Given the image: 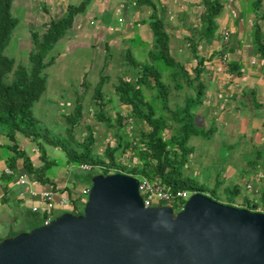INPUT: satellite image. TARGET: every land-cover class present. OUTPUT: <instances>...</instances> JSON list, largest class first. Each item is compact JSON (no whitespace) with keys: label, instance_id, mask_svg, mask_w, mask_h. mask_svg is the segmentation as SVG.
Segmentation results:
<instances>
[{"label":"crops","instance_id":"0c3cea01","mask_svg":"<svg viewBox=\"0 0 264 264\" xmlns=\"http://www.w3.org/2000/svg\"><path fill=\"white\" fill-rule=\"evenodd\" d=\"M72 1H74L73 4L70 0H27L31 11L34 9L41 11V24L51 19L58 20L66 13L68 5H78L82 0ZM150 1L155 5L159 17L163 19L169 38L170 34L174 38L170 51L172 50L175 55L178 51L180 57L184 59L185 70L189 73L187 64L192 72L189 74L193 78V69L197 62L189 52L187 39L191 37L194 29L201 27L200 16L204 10L202 0ZM216 1L222 7L215 19L217 36L209 41L202 40L198 46L199 58L203 59L201 67L204 69L200 78H204L205 83L197 88L196 85L185 84L184 89H175L174 86L171 89L173 92L189 91L192 95H196L197 90L198 92L203 90L202 100L199 103L202 113L197 115L196 120L199 122L196 121V123H199L197 125L201 127H203L201 122L205 123L206 131L215 135L217 141H220L219 147H225L228 150L224 155L229 158L230 166L231 162L237 164L235 165L237 170L228 167L225 176L230 177L234 173H240L236 177L237 184L245 186L241 196H239L240 189L234 186L231 193L237 198L231 206L245 209L252 207L248 210L263 212L264 60L256 52L252 28L256 23L264 31V0L260 1L258 9H254L256 0ZM37 5L40 7H36ZM151 16L152 10L149 6H139L134 0H95L85 13L75 17L72 29L62 38L65 50H72L82 45L94 47L96 62L93 69L99 71L107 60V68L111 70L116 68L121 71V75H128L127 58L139 63H144L148 59L153 42V34L149 27ZM223 29L230 31L227 42L222 37ZM110 46H112L111 49ZM114 48L121 50L120 60L111 64ZM132 54H135V57ZM175 55L171 56L175 57ZM234 67L238 69H233ZM87 77L85 74L83 79ZM82 81L85 82L86 79ZM81 87L83 90L90 89L88 83ZM81 87L75 90L76 93H82ZM94 87L95 85L93 91ZM171 97L169 94V100ZM174 97L177 100L173 104L170 102L171 107L184 105L187 102V100H179L176 93ZM78 98L79 96L72 101L71 99L63 100L66 101L65 107L67 104H72L76 108ZM107 100H110V96L107 99L104 98L103 102ZM83 102L84 107L86 103ZM109 106L112 117L118 112L125 114L127 110L126 106L120 103L115 108L112 107V103L106 104L107 108ZM126 132L128 133V129ZM165 133L168 137L170 131ZM15 144L17 148L13 151L10 149L13 144L0 129V241L44 225L46 211L38 197L39 193L49 191L53 193L55 206L52 209V216L54 219L69 212V208L76 211L83 206L85 189L89 187V183L76 180L75 174L80 171L74 172L73 165L67 162L61 166H58L56 162L51 163L56 160L48 159L47 151L50 154L51 149L58 151L59 148L47 145L46 149L41 150L31 139L21 134H16ZM190 147L189 155L194 154L192 146ZM12 159H14L13 163ZM28 160L33 168L30 172L26 169ZM9 163L14 165V169L9 168ZM48 163L51 164L48 166ZM42 168H45V171L43 178L40 179L37 175ZM7 169L13 171V175L7 174ZM19 174L27 176L26 182L22 185L15 183L16 176ZM214 180L213 187L220 184L217 190L222 189L223 181L218 177ZM30 192H35L37 195L32 196ZM63 199L67 200L72 207L61 205L60 201Z\"/></svg>","mask_w":264,"mask_h":264},{"label":"trees","instance_id":"16d2710c","mask_svg":"<svg viewBox=\"0 0 264 264\" xmlns=\"http://www.w3.org/2000/svg\"><path fill=\"white\" fill-rule=\"evenodd\" d=\"M13 1L0 0V129L13 144L10 149L16 151V134L31 139L41 150L45 144L59 148L65 152L68 164L76 167L91 166L90 171L75 174L76 180L80 182L90 183L96 174L121 173L138 179L158 178L163 186L174 194L181 190L189 194L209 192L204 183L185 173L191 151L188 144L190 137L204 136L203 131L195 124L190 106L193 102H201L203 90L199 92L197 90L195 97L187 101L183 107H171L169 101L171 85L165 78L169 77L172 80L176 77L186 78L184 84L176 82L173 85L175 89H182L185 84L196 85L200 82V74L204 69L201 67L203 59L199 58L198 46L202 40L209 41L217 36L215 19L222 7L216 0H202L204 10L200 16L201 27L194 29L191 37L187 39L189 52L197 62L193 69V78L185 67L171 56L165 24L152 1L134 0L137 5H146L152 10L149 22L153 34L152 48L144 63L127 58L128 75L119 74L117 83L113 85L118 102L126 106L125 114L118 112L113 117L108 115L106 104H109L110 100L103 102L104 88L109 81V77L104 74L108 65L107 60L99 70V79L92 94V102L96 106L94 115L97 121L105 125L113 140V145L106 143L101 153L95 150V135L89 127H86V137L81 138L76 133L83 110L82 98H78L77 106L72 113L64 115L66 128L63 135L55 138L49 137L48 131L36 124L31 110L46 89V69L53 62V59L46 61L49 52L72 29L75 17L86 12L91 0H82L78 5H68L66 13L61 18L51 19L45 23L43 33L32 30L27 63L16 62L14 58L5 54L19 24V19L12 14ZM260 1L254 2V9L259 8ZM252 37L256 52L264 60V31L256 23L252 28ZM178 70L182 73H178ZM86 91L87 88L82 93ZM129 128L130 134L126 132ZM42 131L45 133L42 134ZM167 131H170L169 136L164 137ZM124 157L127 160L126 165L120 163ZM133 160L136 162L133 163ZM9 168L14 169V165L9 163ZM26 169L28 172L33 170L29 160ZM44 171L45 168H42L37 177L43 178ZM219 185L213 187L214 193H209L217 196Z\"/></svg>","mask_w":264,"mask_h":264},{"label":"water","instance_id":"95a60500","mask_svg":"<svg viewBox=\"0 0 264 264\" xmlns=\"http://www.w3.org/2000/svg\"><path fill=\"white\" fill-rule=\"evenodd\" d=\"M82 212L0 241V264H264V213L192 193L143 206L136 177L96 174Z\"/></svg>","mask_w":264,"mask_h":264},{"label":"rangeland","instance_id":"374dc122","mask_svg":"<svg viewBox=\"0 0 264 264\" xmlns=\"http://www.w3.org/2000/svg\"><path fill=\"white\" fill-rule=\"evenodd\" d=\"M74 1L70 0V3L73 4ZM95 3V0H91L90 4L87 6L90 7V5H93ZM28 2L27 0H14L12 5V14L16 18L19 19V24L17 28L15 29L10 43L5 50V54L9 57H12L15 59L16 62H22L27 63L28 62V55L31 48V42L30 40V31H38L40 33L44 32V26L45 23L41 24L40 22V16L41 11L38 10H32L30 9L31 6H27ZM36 7H40L37 5ZM32 12V13H31ZM160 12V10H159ZM36 19V21H35ZM33 21V22H32ZM172 34H170V41H169V47L172 44L174 38L171 37ZM112 46H110L111 49ZM115 50V48H114ZM177 51V50H176ZM95 52L96 50L94 47L90 46H78L74 49L65 50V43L61 39L58 41L51 52H49L46 61L53 59L52 64L46 69V75H47V84L46 89L42 93L40 99L35 102L32 106V114L36 120V124L41 128L47 130V135L51 138L59 137L60 135H63L64 130L66 128L64 115L71 112L75 109L72 104H67L65 107V102L63 100L71 99L74 100L75 97L79 96L82 98V100L86 103V107H83L82 112L80 113V119L78 126L76 127V133L80 135V137H86L87 136V129L86 127H89V129L93 132L96 139V152L101 153L104 145L106 143H111L112 138L107 132V129L105 125L96 120L95 117V111L96 106L91 101L92 100V94H93V86L96 84V82L99 79V71L97 69H93L95 65ZM120 52L121 50L116 49L113 53V58L110 60L111 64L117 63L118 60H120ZM171 55H175L172 53V50L170 51ZM135 57V54H132ZM181 55L176 53L175 60L184 66V59L180 57ZM180 59V60H179ZM186 67L191 74V69H189V66L186 64ZM114 68V67H113ZM178 73L180 70L177 71ZM121 73V71L114 68L113 70L107 68L104 74H106L109 78L108 83L105 85L104 88V94L103 98H106L110 96V104L112 103V107H118V99L113 91V85L117 83V77ZM87 74V78L85 82L82 80L84 75ZM184 74V73H183ZM121 75V74H120ZM165 80L170 83L171 87L178 83L184 84L186 81V78L184 77H176L175 80L166 77ZM203 81V82H202ZM88 83L90 85V89L86 91L85 93H76L75 90H78V87H80ZM200 83V84H199ZM205 83L204 78H200V82L196 83V88L200 85ZM184 89L186 86H182ZM82 89V87H81ZM171 89V88H170ZM181 90V89H180ZM176 90V92H173V89H171V99L169 100L171 104L174 103V101L177 100V98L174 97L175 93L177 96H179V100L184 101H190L191 98H194L195 95H192L189 91H180ZM75 92V93H74ZM83 92V89L81 90ZM75 94V95H73ZM63 98V99H60ZM62 100V101H61ZM179 100L177 102H179ZM83 102V103H84ZM84 103V104H85ZM186 103H184L185 105ZM190 106H192V113L194 116V121L197 127H199L203 133L204 136H191L189 139V145L192 146V151L194 154L188 155V161H187V167L185 169V173L189 175H194V178H196L199 182H202L205 184L207 190L209 192L214 193L213 184L215 182L214 178L218 177V179L223 181L222 189L217 190L216 194L217 196L212 195L211 193L205 192V195H208L213 200L220 202L222 204L228 205L233 204L237 197L231 193L234 186H237V188L240 189V194L244 192L245 186L244 185H238L236 177L240 173H234L230 177L225 176V173L227 171V168L231 167L232 170H237V165L235 162H231V166L228 163L229 158L226 157L224 154L228 151L225 147L220 148L219 142L215 138V135H211L208 133L207 125L205 123H202L201 125H197L199 123H196L197 115H200V112L202 113V108L199 107V103L193 102ZM183 107V105H176L175 108ZM173 108V109H175ZM107 109L108 115L110 116L112 114V110L110 109V106ZM114 112V111H113ZM199 122V121H197ZM130 128L128 129V133H130ZM44 134L45 132H41ZM210 134V135H209ZM165 136H167V133H165ZM113 143V142H112ZM45 144V143H44ZM44 147L47 148V144ZM47 151V150H46ZM47 155L49 156L48 159L56 160L58 166H61L65 164L66 162V154L64 151L59 149L58 151H55L54 149H51L50 154L47 151ZM226 162V163H225ZM120 163L122 165H126L127 160L126 158H122L120 160ZM133 163L135 161L133 160ZM50 168V167H49ZM76 166H73V171L76 172V170H79V167L76 169ZM238 172V171H237ZM229 174V173H228ZM196 175V177H195ZM90 185V184H88ZM78 184L76 185V187ZM229 191V192H228ZM87 195L83 197V200L86 201ZM76 201V205H77ZM83 206H80L79 210L73 211L72 209H68L71 213H77L80 214L82 212ZM71 210V211H70Z\"/></svg>","mask_w":264,"mask_h":264},{"label":"built area","instance_id":"2783aa9c","mask_svg":"<svg viewBox=\"0 0 264 264\" xmlns=\"http://www.w3.org/2000/svg\"><path fill=\"white\" fill-rule=\"evenodd\" d=\"M222 36L224 41H228L230 38V31L228 29H223ZM113 140L109 145H113ZM135 161V160H134ZM136 162V161H135ZM79 169L81 171H90L91 166L89 165H80ZM7 174L13 175V171L6 170ZM27 176L26 174H19L16 176L15 183L17 185H22L26 182ZM138 190L140 196L142 198L143 206L145 208L155 206V205H167L171 206L174 211H179L182 209L185 201L189 197V193L187 191L181 190L177 191L175 194L172 193L168 188L164 187L161 181L156 178L154 180H148L146 178L138 179ZM88 188L85 189V195L88 193ZM32 196L37 195L35 192H30ZM40 198V202L44 204L45 211H46V218L44 220V225L50 223L53 220L52 216V209L55 206L53 193L49 192H42L38 194ZM60 204L65 207H72L67 200H61ZM70 205V206H69ZM36 210V208H33ZM75 210V209H74ZM74 214V213H73Z\"/></svg>","mask_w":264,"mask_h":264}]
</instances>
